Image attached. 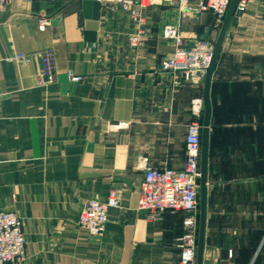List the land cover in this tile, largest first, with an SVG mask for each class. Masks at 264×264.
Listing matches in <instances>:
<instances>
[{"label": "crops", "instance_id": "obj_1", "mask_svg": "<svg viewBox=\"0 0 264 264\" xmlns=\"http://www.w3.org/2000/svg\"><path fill=\"white\" fill-rule=\"evenodd\" d=\"M40 19L48 26L39 30ZM148 35L130 46L129 15L97 0L0 6V210L22 221L20 264H177L181 213L137 210L145 169H181L193 101L203 84L159 72L167 24L200 37L210 14L146 10ZM213 33V34H212ZM51 50L53 83L16 55ZM68 71L82 77L72 83ZM204 264H264V0L235 13L210 86ZM121 199L102 238L78 227L85 203Z\"/></svg>", "mask_w": 264, "mask_h": 264}, {"label": "built area", "instance_id": "obj_2", "mask_svg": "<svg viewBox=\"0 0 264 264\" xmlns=\"http://www.w3.org/2000/svg\"><path fill=\"white\" fill-rule=\"evenodd\" d=\"M33 0H0V6L10 2ZM127 13L135 25V33L130 38V46L143 45L148 35L145 12L152 7L174 9L181 17L200 18L210 14L213 18L212 31L217 34L230 0H97ZM252 0H238L235 13L247 10ZM39 30L49 24L40 19ZM213 34V33H212ZM162 37L172 44V50L159 63V72L173 77L174 86H182L201 81L208 67L215 35L207 40L183 32L178 25L167 24L162 29ZM16 62H32L36 65V82L39 86L53 83L55 79L54 57L51 50H42L30 55H16ZM72 83L82 81V77L67 73ZM191 114L193 121L186 127L185 162L181 169H145L137 210L148 219L157 220L165 212L181 213L182 235L178 242L180 257L177 264H195L198 237V180L201 146L202 102L193 101ZM121 199L111 190L104 201L94 199L79 210L78 227L88 238H102L109 221L110 211L120 208ZM26 259V241L21 218L15 212L0 210V264H20Z\"/></svg>", "mask_w": 264, "mask_h": 264}, {"label": "water", "instance_id": "obj_3", "mask_svg": "<svg viewBox=\"0 0 264 264\" xmlns=\"http://www.w3.org/2000/svg\"><path fill=\"white\" fill-rule=\"evenodd\" d=\"M238 0H230L223 22L217 32L213 44V50L208 67L201 82L203 84L202 92V119H201V146H200V165H199V180H198V237L195 264H204L205 251V232H206V194H207V170H208V155H209V133L211 122V101H210V86L213 70L219 54L221 52L223 42L234 18ZM200 39L207 40L210 35V28H200Z\"/></svg>", "mask_w": 264, "mask_h": 264}, {"label": "rangeland", "instance_id": "obj_4", "mask_svg": "<svg viewBox=\"0 0 264 264\" xmlns=\"http://www.w3.org/2000/svg\"><path fill=\"white\" fill-rule=\"evenodd\" d=\"M190 18V17H189ZM191 19H197L196 17H192Z\"/></svg>", "mask_w": 264, "mask_h": 264}]
</instances>
